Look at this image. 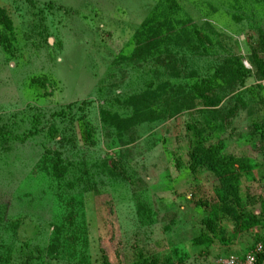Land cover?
<instances>
[{"label":"rangeland","instance_id":"obj_1","mask_svg":"<svg viewBox=\"0 0 264 264\" xmlns=\"http://www.w3.org/2000/svg\"><path fill=\"white\" fill-rule=\"evenodd\" d=\"M257 58L264 0H0V264H219L264 243ZM200 149L235 162L229 185Z\"/></svg>","mask_w":264,"mask_h":264},{"label":"trees","instance_id":"obj_2","mask_svg":"<svg viewBox=\"0 0 264 264\" xmlns=\"http://www.w3.org/2000/svg\"><path fill=\"white\" fill-rule=\"evenodd\" d=\"M257 66L259 67V71L263 74L264 76V65L260 59L257 58ZM200 154H202V157L205 158V161L202 163L203 167L214 173L219 179L221 180L222 186L229 185L231 183V180L229 178L228 173H230V168L231 165H233L235 162L233 160H229L227 163H220L219 161L215 160L212 162L210 159L211 157H215V152L213 150H208V151H203L200 149ZM192 163L197 165L196 158L193 157ZM234 178V177H233ZM209 211L211 212V215L215 216L216 214L214 213L216 210L215 207L209 206ZM219 211V208H218ZM217 216V215H216ZM215 216V217H216ZM264 263V245H263V251L259 255L256 256V263L255 264H263ZM103 264H109L108 259L106 258L105 255H103ZM142 264H155V263H147L145 261L142 262Z\"/></svg>","mask_w":264,"mask_h":264},{"label":"built area","instance_id":"obj_3","mask_svg":"<svg viewBox=\"0 0 264 264\" xmlns=\"http://www.w3.org/2000/svg\"><path fill=\"white\" fill-rule=\"evenodd\" d=\"M264 243H258L254 250L243 258L228 257L221 259L219 264H255L256 256L262 253Z\"/></svg>","mask_w":264,"mask_h":264},{"label":"crops","instance_id":"obj_4","mask_svg":"<svg viewBox=\"0 0 264 264\" xmlns=\"http://www.w3.org/2000/svg\"><path fill=\"white\" fill-rule=\"evenodd\" d=\"M228 258V257H227ZM264 264V263H263Z\"/></svg>","mask_w":264,"mask_h":264}]
</instances>
